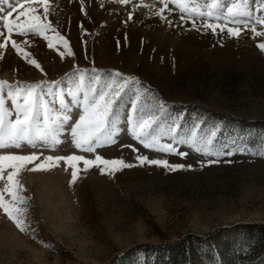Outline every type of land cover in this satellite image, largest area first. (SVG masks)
<instances>
[{"label": "rangeland", "instance_id": "obj_1", "mask_svg": "<svg viewBox=\"0 0 264 264\" xmlns=\"http://www.w3.org/2000/svg\"><path fill=\"white\" fill-rule=\"evenodd\" d=\"M211 2L198 0L196 12L181 13L173 0H49L45 19L41 4L0 0V16L15 7L11 20L19 17L26 26L20 14L38 8L55 29L21 35L14 27L9 34L0 20V80L21 89L35 86L38 116L45 106L53 117L70 116L54 147L37 141L35 147L0 150L39 157L28 169L54 165L19 175L27 198L22 207L28 209L24 232L0 208V264H143L140 247L237 224L264 226V49L258 47L264 25L257 23L264 0H250V16L239 25L226 15L233 0H220L225 7L213 9L212 18L197 15L206 14ZM221 11L225 15L215 19ZM209 23L224 30L213 31ZM227 27L242 30L233 36ZM125 80L109 124L114 142L91 153L76 149L70 128L84 114V97ZM3 98L14 119L11 98ZM142 117L156 121L152 133L160 144L154 148L133 138ZM193 133L195 147L181 142ZM167 144L175 151L156 150ZM69 155L133 166L97 162L85 170L83 161L74 162L78 178L70 184L71 165L46 160ZM5 183L0 180V189Z\"/></svg>", "mask_w": 264, "mask_h": 264}, {"label": "snow or ice", "instance_id": "obj_2", "mask_svg": "<svg viewBox=\"0 0 264 264\" xmlns=\"http://www.w3.org/2000/svg\"><path fill=\"white\" fill-rule=\"evenodd\" d=\"M32 3L41 4L44 7L43 16L47 18L49 12V0H31ZM126 2V0H122ZM177 4L181 13H192L196 12L198 7V0H173ZM249 2L250 0H233L231 6L227 7L226 15L229 19L236 25L242 23V17H249ZM20 3V0H17ZM24 5L21 3L20 7ZM167 6V5H165ZM209 11L205 14L203 12L197 13V15L212 18L213 9H223L225 6L220 2V0H212L210 4L207 5ZM16 11L15 7L7 11L6 15L0 16V20L4 21L3 27L7 29L8 33L11 34L14 30L20 29V34L23 35L25 31L33 32L35 34L43 35L45 31L51 30L55 31L51 27V23H44L41 20V14H37L38 8H29L27 13H21L20 15L26 16L27 24L21 25L17 17V21H12L11 17ZM225 15L223 11L219 12L215 19L219 20L221 16ZM183 18V17H182ZM258 24L264 25V18H260L257 21ZM243 24L247 26V21H243ZM206 27L215 31L216 27H221L220 25L213 26L212 24H207ZM226 27V25H225ZM224 27H221V31ZM240 27H227L229 35L239 36L241 32ZM252 31L255 32L256 28L253 27ZM3 33H0L2 36ZM59 36V34H57ZM47 38V37H45ZM10 39V35H9ZM63 39V37H59ZM65 43H67L65 41ZM12 46L17 47L16 41L12 40ZM5 47V44H0V48ZM49 47H52L49 44ZM259 48L264 49V43L258 45ZM17 51H21L17 48ZM69 54L72 53L69 51ZM36 67L39 64L32 60L30 61ZM119 75V74H117ZM128 80L124 81V84L120 85L119 88L114 89L111 85L108 86L106 91H100L99 93H93L91 99L87 96L84 97V114L79 117V120L74 123V126L70 128V134L72 137V143L76 149L83 152H94L97 147L102 146L105 143L114 142L113 133L110 131L109 124L110 119L113 114V105L116 102L115 98L119 97L127 85ZM6 90V91H5ZM7 95L11 98L13 105L15 106V118H9V111L5 107V101L3 96ZM21 99L23 103H21ZM38 94L35 86H30L21 89L19 85L13 86L9 85L7 81L0 80V150L7 148L20 149L23 145H29L32 147L36 146L37 141H42L55 146L62 143L60 139V134L63 131L62 125L67 123L70 116L65 114L63 117L56 115L55 117L49 114L48 108L45 106L43 110V115H37V103ZM139 99V97H137ZM156 121L152 117H142L137 120L133 125L132 135L134 139L139 140L144 147L154 148L160 144L159 137L153 135L152 129ZM175 129H169V131H174ZM215 132L211 133V137L214 138ZM195 133L190 141H181L185 143H190L191 146L195 147L196 141L194 139ZM206 145L212 144V139L206 140ZM156 150H163L168 152H174L175 148L172 144L162 145L156 148ZM197 151H202L201 148H196ZM182 154V153H181ZM39 159L36 155H19L14 153L4 154L0 151V180H5L6 183L3 189H0V208L7 214L8 218L12 220L16 227L24 232L27 229L26 224V214L28 209L22 207L27 203V198L22 195L24 191L23 185L20 184L19 175L24 170L29 171H47L50 170L54 165L51 164H39L28 169V164H31L34 160ZM141 163L147 161L151 164L163 165L169 167L166 161L161 160H151L148 161L147 157H138ZM47 161H56L57 165L59 161L68 162L74 169L71 174V183H75L78 178L77 175V165L74 162L83 161L85 170L87 166H95L97 162L104 165L120 166V167H132L133 165L126 164L123 160H104L102 157L97 155L95 160L86 159L84 156L79 155H69V156H48ZM172 168L183 167V165H174ZM118 170L113 168V171ZM101 173H104V169H101ZM5 194H7L10 199L5 200ZM48 247V245H45Z\"/></svg>", "mask_w": 264, "mask_h": 264}, {"label": "trees", "instance_id": "obj_3", "mask_svg": "<svg viewBox=\"0 0 264 264\" xmlns=\"http://www.w3.org/2000/svg\"><path fill=\"white\" fill-rule=\"evenodd\" d=\"M138 250L143 264H264V226L237 224Z\"/></svg>", "mask_w": 264, "mask_h": 264}]
</instances>
